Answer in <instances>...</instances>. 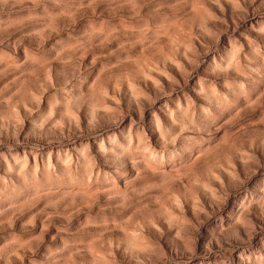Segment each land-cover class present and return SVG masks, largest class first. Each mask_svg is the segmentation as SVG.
<instances>
[{"label": "rangeland", "instance_id": "374dc122", "mask_svg": "<svg viewBox=\"0 0 264 264\" xmlns=\"http://www.w3.org/2000/svg\"><path fill=\"white\" fill-rule=\"evenodd\" d=\"M0 264H264V0H0Z\"/></svg>", "mask_w": 264, "mask_h": 264}]
</instances>
